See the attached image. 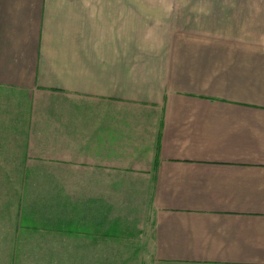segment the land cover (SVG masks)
<instances>
[{
    "label": "crops",
    "instance_id": "crops-1",
    "mask_svg": "<svg viewBox=\"0 0 264 264\" xmlns=\"http://www.w3.org/2000/svg\"><path fill=\"white\" fill-rule=\"evenodd\" d=\"M165 5L0 0V169L75 264H264V0Z\"/></svg>",
    "mask_w": 264,
    "mask_h": 264
},
{
    "label": "rangeland",
    "instance_id": "rangeland-1",
    "mask_svg": "<svg viewBox=\"0 0 264 264\" xmlns=\"http://www.w3.org/2000/svg\"><path fill=\"white\" fill-rule=\"evenodd\" d=\"M161 1L166 3L165 7L169 5L170 8H174L176 2H188L189 5L192 1L212 3L220 0ZM201 11L206 12L207 10L202 9ZM175 32H185V30L181 25H178ZM11 176L19 177L18 170L0 169V264H75L73 256L78 250L71 248V237L65 238L63 242L50 241L56 237L59 240L63 239L58 233L42 232V225L32 222L36 219L45 221L60 219L64 222L61 224L62 227H52L66 229L69 220H71V217L66 215L67 212L71 211L70 209L61 211L57 205L48 207L52 202L41 199V194L44 192H53L51 179H48V188L46 189L43 181H37L36 177L27 179L28 182L21 181L14 184L9 179L12 178ZM20 211L35 218L28 217L27 225L25 223L20 224L22 223L19 219ZM58 214L63 216L59 218ZM130 248L101 250L102 256L106 255V258H102L100 261L106 264H124L125 262L126 264H141L140 262L146 253L140 249L139 257L135 258V255H131ZM136 250L135 248L132 249V251ZM145 250L148 251L147 248ZM79 251L83 252V250ZM109 258L112 259L111 262H108Z\"/></svg>",
    "mask_w": 264,
    "mask_h": 264
}]
</instances>
